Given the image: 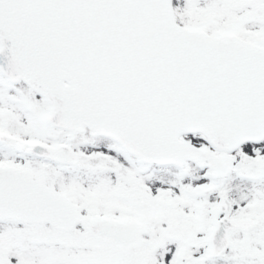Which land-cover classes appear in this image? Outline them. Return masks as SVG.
<instances>
[{
	"label": "snow or ice",
	"instance_id": "obj_1",
	"mask_svg": "<svg viewBox=\"0 0 264 264\" xmlns=\"http://www.w3.org/2000/svg\"><path fill=\"white\" fill-rule=\"evenodd\" d=\"M0 264H264V0H0Z\"/></svg>",
	"mask_w": 264,
	"mask_h": 264
}]
</instances>
